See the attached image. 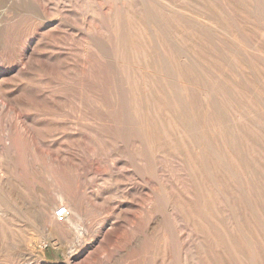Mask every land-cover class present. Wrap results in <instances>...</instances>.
<instances>
[{"label":"rangeland","instance_id":"rangeland-1","mask_svg":"<svg viewBox=\"0 0 264 264\" xmlns=\"http://www.w3.org/2000/svg\"><path fill=\"white\" fill-rule=\"evenodd\" d=\"M164 1L214 26H207V37L184 38L209 66L212 113L218 99L234 106L239 89L264 99V62L240 36L264 52V14L256 0ZM112 14L90 0H0V264H238L234 248L244 256L240 264H250V247L264 264V128L240 127L257 146L250 164L258 196L241 160L248 145L236 132L207 143V155L199 157L186 134L188 113L170 96L163 106L153 92V127L169 139L162 138L167 156L150 161L134 146L130 119L117 125L122 116L111 106L108 68L84 34H107L113 45ZM132 15L143 25L142 6H133ZM164 22L174 28V19ZM149 66L160 73L158 62ZM260 121L264 112L254 124ZM190 160L207 189V217ZM49 198L72 209L67 227L54 235L39 215Z\"/></svg>","mask_w":264,"mask_h":264},{"label":"bare ground","instance_id":"bare-ground-1","mask_svg":"<svg viewBox=\"0 0 264 264\" xmlns=\"http://www.w3.org/2000/svg\"><path fill=\"white\" fill-rule=\"evenodd\" d=\"M256 1L261 6L264 14V0ZM90 2L100 8L107 6L113 10V18L110 25L114 37L113 45L108 39L110 36L105 34L106 30L103 37L93 29L84 31V34L88 37L90 45L96 49L98 57L105 62L108 68L110 83L107 88L111 92V106L115 110L118 109L122 116L117 121V125H122L125 120L124 116H126L131 122L130 126L132 129L129 128V130L136 131L138 135L139 145H133L139 149H145L150 161H153L158 155H160L158 157L164 158L167 156L162 138L169 139L168 132L164 129L156 130L153 127L152 114L155 113L157 115L158 111L151 108L150 102L153 92L160 98V103L163 106L170 99V96L173 99L172 102L178 103L179 108L188 113L183 118L184 123L188 126L186 134L193 140L195 153L199 157L207 155V143H209L208 145L215 144L218 138L229 136L232 132H236L238 135L239 143L244 141V144L248 145L249 148L245 147L247 150L241 147V160L247 174L252 177V189L254 192H258V196H261V189L259 190L250 164V161L256 156L255 150H257V146L253 145L247 137L242 135L240 127L246 125L249 127V132L255 133H259L261 127L264 128V121H260V125L254 124V120L258 119L264 112V99L253 92H251L250 96H247L244 89H239L236 92L240 94V100L237 99L234 106L229 107V109L221 106L218 99L219 109L212 113L209 103L213 95L207 93V67L209 68V66L192 48H189L184 43L185 37L192 41L195 40L193 37L196 34L207 37V26H214L199 16L190 14L186 17L179 10H170L174 8H171L164 0H90ZM121 4L126 6L121 8ZM135 5L142 6L146 13L143 25H140L138 20L132 15V7ZM167 18L174 19V28L165 27L170 22H164ZM219 31L227 34L225 31ZM240 36L245 41L243 47L252 50L264 62V52L259 49L258 44L245 35L240 34ZM170 49H175L179 57L176 58ZM152 61H156L160 65V73L157 75L156 69L149 66ZM235 61L236 59L234 60V65H236ZM191 77H195L197 81H191ZM244 86L250 90L246 82ZM195 97L196 99H194ZM230 139L233 140L232 137ZM138 153H141V150ZM214 153H216L218 158L221 157L216 147ZM189 164L191 166L188 169H191L192 175L199 174L196 181V194L197 198L201 200V208L207 217V189L198 180L201 173L193 160H190ZM255 167L257 168V166ZM246 193L249 195L250 191H246ZM181 203L179 202L176 205L181 206ZM185 203L184 206L187 209V204L185 205ZM56 206L57 204L54 200L49 198L40 205L39 209L41 218L49 221L46 231L50 235L55 234L56 228H66V222L69 220L67 218L63 222L55 219L53 211L55 212L59 207ZM170 209L174 211L172 206ZM194 209L188 207L189 211H187L193 214ZM67 210L70 211L72 209L68 207ZM175 211L178 210L175 209ZM197 223L200 225V222ZM205 225L207 229V223ZM194 227L196 228V226ZM98 229H100V226H98ZM79 237L80 233L78 232L76 238L78 239ZM162 242H165V240ZM234 252L235 261L238 264L242 263L244 256L236 248H234ZM76 254L77 252L72 255L75 256ZM247 260H249L250 264H263L261 253L256 247H250Z\"/></svg>","mask_w":264,"mask_h":264},{"label":"built area","instance_id":"built-area-1","mask_svg":"<svg viewBox=\"0 0 264 264\" xmlns=\"http://www.w3.org/2000/svg\"><path fill=\"white\" fill-rule=\"evenodd\" d=\"M54 217L55 219H57L58 221H63L68 217V210L67 208L63 207V206H59L55 212H54Z\"/></svg>","mask_w":264,"mask_h":264}]
</instances>
